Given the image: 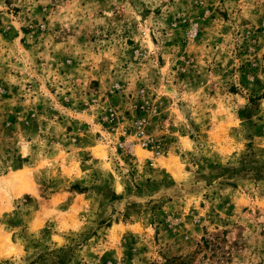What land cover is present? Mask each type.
Listing matches in <instances>:
<instances>
[{"label": "rangeland", "instance_id": "rangeland-1", "mask_svg": "<svg viewBox=\"0 0 264 264\" xmlns=\"http://www.w3.org/2000/svg\"><path fill=\"white\" fill-rule=\"evenodd\" d=\"M0 264H264V0H0Z\"/></svg>", "mask_w": 264, "mask_h": 264}, {"label": "built area", "instance_id": "built-area-1", "mask_svg": "<svg viewBox=\"0 0 264 264\" xmlns=\"http://www.w3.org/2000/svg\"><path fill=\"white\" fill-rule=\"evenodd\" d=\"M145 125L146 121L140 116L130 120L129 128L121 127V129L115 133V121L109 120L108 132H106L105 136L109 141L107 145H112V148L121 155L129 156L132 154L134 147H140L152 150L154 155L157 156L159 154V146L156 140L144 132Z\"/></svg>", "mask_w": 264, "mask_h": 264}, {"label": "bare ground", "instance_id": "bare-ground-1", "mask_svg": "<svg viewBox=\"0 0 264 264\" xmlns=\"http://www.w3.org/2000/svg\"><path fill=\"white\" fill-rule=\"evenodd\" d=\"M136 147L133 148V151L135 150Z\"/></svg>", "mask_w": 264, "mask_h": 264}]
</instances>
